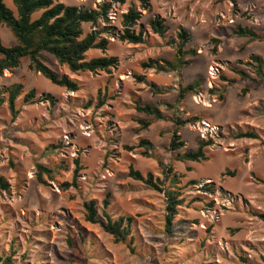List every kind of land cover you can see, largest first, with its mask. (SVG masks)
<instances>
[{
  "label": "rangeland",
  "instance_id": "374dc122",
  "mask_svg": "<svg viewBox=\"0 0 264 264\" xmlns=\"http://www.w3.org/2000/svg\"><path fill=\"white\" fill-rule=\"evenodd\" d=\"M56 1L97 9L110 0ZM148 1L149 13L137 0H125L110 4L107 21L82 25L83 36L97 31L107 41L106 50H89L85 59L116 57L114 67L72 74L43 54L48 68L78 82V91L52 85L27 59L0 74V97L5 87H23L14 115L6 103L0 105V175L9 185L0 191V255L8 256L12 247L14 264H264V85L244 65L258 55L264 67V41L229 38L237 26L264 31V0ZM4 2L14 10L11 0ZM130 6L141 12L134 30H142V44L117 37ZM155 15L164 21L163 37L149 28ZM180 28L189 34L185 49L195 52L189 65L170 72L142 68V62L172 58ZM0 40L15 45L3 25ZM198 77L202 85L177 102L179 90ZM221 77L235 83L225 85ZM221 87L218 101L208 90ZM29 90L37 101H22ZM136 103L158 108L162 118L137 112ZM189 118L197 121L176 127L175 120ZM139 120L150 124L144 128ZM175 129L184 146L171 152ZM240 131H254L258 138L234 139ZM199 139L212 142L206 161L175 159L176 153L194 151ZM38 164L53 169L52 177L38 181ZM130 167L144 177L151 174L157 187L132 179ZM168 169L178 178L182 205L167 232ZM90 201L101 219L103 210L113 220L130 218V243H115L85 221L84 204Z\"/></svg>",
  "mask_w": 264,
  "mask_h": 264
},
{
  "label": "trees",
  "instance_id": "16d2710c",
  "mask_svg": "<svg viewBox=\"0 0 264 264\" xmlns=\"http://www.w3.org/2000/svg\"><path fill=\"white\" fill-rule=\"evenodd\" d=\"M5 0H0V25L5 26L13 39L15 45L5 46L0 40V74L5 70L17 68L23 60L29 61V66L35 72L39 73L44 79L52 85L63 88L69 92L78 91L79 85L76 80L70 79L66 75H59L52 71L45 65L44 53L49 54L57 62L58 65L64 66L72 74L96 71H106L117 64L116 57L100 56L85 59V55L89 50L99 49L106 50L107 41L99 38L97 31H91L84 36L82 35V25L90 23L97 25L99 20L107 21V12L110 9L111 3H118L123 5L125 0H110L109 2H102L97 9H87L83 7L67 6L56 0H11L14 8H9ZM141 11L151 12V6L148 0H137ZM35 14H38L34 17ZM141 18V12L134 6H130L127 11L121 15L122 31L118 34V40L128 44L138 45L144 42L142 30H134L137 22ZM148 25L151 31L163 37L166 31L164 21L159 16L155 15L148 20ZM229 38H246L248 41H264V31L258 33L249 27L237 26L229 34ZM175 53L169 61L164 60H148L142 62L141 67L144 69H154L160 72H170L185 68L189 65L188 58L195 55L194 50L185 49L189 41V34L183 28H180L176 33ZM218 43L217 40H213ZM249 67L255 76L254 81L257 84L264 85V67L263 59L258 55H250L248 61L244 63ZM235 73L241 80L248 79V74L242 70H236ZM137 81L141 78L135 76ZM225 85H232L235 83L233 79L220 78ZM202 85L200 77L195 78L189 85L184 86L179 90L178 99L184 98L188 94H193ZM209 94L215 96L218 101L223 99L224 87L219 89L211 88L208 90ZM248 89H242L241 93L245 94ZM3 96L0 97V105L6 103L9 112L15 114V101L22 95L23 87L20 84H12L3 88ZM46 100H50L49 95L45 96ZM22 101L25 103H33L37 101L34 90H29L22 96ZM90 101L87 102V107L90 106ZM104 103L103 97H100V92L97 95V105L101 106ZM135 110L143 113L146 116L154 117L155 119L162 118L161 112L158 108L149 104L140 105L135 104ZM197 121L195 118L181 121L175 120L176 127L183 126L187 122ZM139 124L146 128L149 122L139 120ZM234 139H249L255 140L258 135L254 131L237 132ZM140 144L147 146L146 140H141ZM212 144L211 140L199 139L196 143L194 151H187L176 153L175 159L179 162L188 161L198 163L206 161L205 149ZM184 146L180 135L175 129L170 137L168 143V150L171 152H178ZM53 169L47 168L44 165L38 164L36 166V178L41 181L42 175L52 177ZM129 176L137 181H142L153 187H157L152 181L151 174L146 177L141 175L138 171L129 169ZM165 180L168 185L163 188L165 199V229L168 232L172 223L173 216L176 214L177 208L182 205V199H178V178L171 170L165 171ZM159 182V181H158ZM161 183V182H159ZM63 188H67L68 184H62ZM9 185L3 176L0 175V191H6ZM208 191V190H207ZM94 201L84 204L85 221L90 224H97L101 230L107 235L111 236L115 243H125L132 240L130 229V218H118L113 220L103 210V219L99 218L95 209ZM107 202L104 201V208ZM103 208V209H104ZM8 256L2 257L0 255V264H14L12 256L14 251L12 247L8 249Z\"/></svg>",
  "mask_w": 264,
  "mask_h": 264
}]
</instances>
